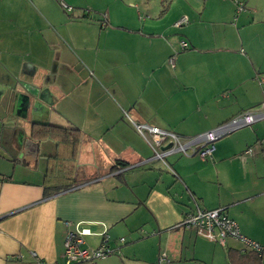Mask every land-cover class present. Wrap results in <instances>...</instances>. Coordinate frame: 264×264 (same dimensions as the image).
I'll use <instances>...</instances> for the list:
<instances>
[{
    "label": "crops",
    "instance_id": "1",
    "mask_svg": "<svg viewBox=\"0 0 264 264\" xmlns=\"http://www.w3.org/2000/svg\"><path fill=\"white\" fill-rule=\"evenodd\" d=\"M240 1L0 0V264H64L76 222L120 250L80 264H233L242 242L181 224L196 206L264 245V115L205 159L136 127L188 142L264 102V0ZM35 123L77 128V154Z\"/></svg>",
    "mask_w": 264,
    "mask_h": 264
},
{
    "label": "built area",
    "instance_id": "2",
    "mask_svg": "<svg viewBox=\"0 0 264 264\" xmlns=\"http://www.w3.org/2000/svg\"><path fill=\"white\" fill-rule=\"evenodd\" d=\"M62 7L66 11H72L71 5L64 1H61ZM245 4L242 1H236V17L238 14L245 10ZM188 23V18L183 17L178 20L175 25L181 26L182 24ZM183 48H187V42L181 43ZM172 67L175 66L174 58L170 59ZM260 81L264 83V78H260ZM264 115V102L255 108H251L237 116L231 118L227 122L221 124L217 128L210 130L204 134L199 135L196 138L189 140L188 142H183L181 138L177 135L169 133L167 131L161 130L158 127H149L143 124H137L136 127L139 132H141L149 143L156 148L160 146L168 136L172 138L173 147L169 151L181 150L185 154H188V149L191 148L196 151V145L198 143H203L204 146L197 150L196 152L205 159L211 157L215 151V141L226 136L232 131L251 124L260 117ZM147 129L148 132H145ZM156 150V149H155ZM159 157H163L162 152L157 151ZM181 224L188 228H196L198 234L206 237L207 239L214 241L216 243L225 246L229 238H234L243 243V251L253 250L258 252L260 255H264V245L259 242L248 238L244 235L238 222L231 218L224 207L216 209H203L196 206L195 210L187 213ZM104 228L100 232H93L89 227H86L82 222H76L73 224V228L69 229L66 233L64 242V264H80L84 262H89L95 259H103L114 253H120L119 248L112 247L109 244L110 236L108 234V227L103 224ZM99 235L100 243L96 247L86 246L85 238L86 236ZM121 242L125 241V238H120ZM166 260V255L161 254L159 258V264H163Z\"/></svg>",
    "mask_w": 264,
    "mask_h": 264
},
{
    "label": "trees",
    "instance_id": "3",
    "mask_svg": "<svg viewBox=\"0 0 264 264\" xmlns=\"http://www.w3.org/2000/svg\"><path fill=\"white\" fill-rule=\"evenodd\" d=\"M32 138L38 141L41 140H58L59 142H68L72 146V155L77 154L79 146V132L77 128H64L61 126H56L52 124H40L35 123L32 129ZM59 189H54L52 192L56 193ZM231 258L233 259V264L249 262L248 264H264V255H260L258 252L253 250H247V252H242L237 249L229 250ZM235 260V261H234Z\"/></svg>",
    "mask_w": 264,
    "mask_h": 264
},
{
    "label": "rangeland",
    "instance_id": "4",
    "mask_svg": "<svg viewBox=\"0 0 264 264\" xmlns=\"http://www.w3.org/2000/svg\"><path fill=\"white\" fill-rule=\"evenodd\" d=\"M236 1H240V0H236ZM237 14V13H236ZM236 14H235V17H236ZM236 20V19H235ZM221 245V244H220ZM222 246V245H221Z\"/></svg>",
    "mask_w": 264,
    "mask_h": 264
},
{
    "label": "water",
    "instance_id": "5",
    "mask_svg": "<svg viewBox=\"0 0 264 264\" xmlns=\"http://www.w3.org/2000/svg\"><path fill=\"white\" fill-rule=\"evenodd\" d=\"M34 95H35V93H34ZM36 96V95H35Z\"/></svg>",
    "mask_w": 264,
    "mask_h": 264
}]
</instances>
